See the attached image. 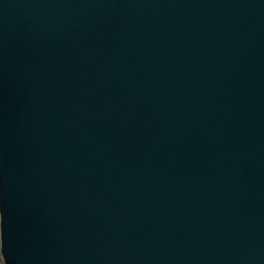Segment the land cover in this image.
<instances>
[{
    "label": "water",
    "instance_id": "95a60500",
    "mask_svg": "<svg viewBox=\"0 0 264 264\" xmlns=\"http://www.w3.org/2000/svg\"><path fill=\"white\" fill-rule=\"evenodd\" d=\"M3 217V264H264V0H0Z\"/></svg>",
    "mask_w": 264,
    "mask_h": 264
},
{
    "label": "clouds",
    "instance_id": "9594fccd",
    "mask_svg": "<svg viewBox=\"0 0 264 264\" xmlns=\"http://www.w3.org/2000/svg\"><path fill=\"white\" fill-rule=\"evenodd\" d=\"M3 221H4V217L2 220H0V227H3Z\"/></svg>",
    "mask_w": 264,
    "mask_h": 264
},
{
    "label": "rangeland",
    "instance_id": "374dc122",
    "mask_svg": "<svg viewBox=\"0 0 264 264\" xmlns=\"http://www.w3.org/2000/svg\"><path fill=\"white\" fill-rule=\"evenodd\" d=\"M0 264H3L2 259H1V256H0Z\"/></svg>",
    "mask_w": 264,
    "mask_h": 264
},
{
    "label": "snow or ice",
    "instance_id": "6c2138e0",
    "mask_svg": "<svg viewBox=\"0 0 264 264\" xmlns=\"http://www.w3.org/2000/svg\"><path fill=\"white\" fill-rule=\"evenodd\" d=\"M7 257L5 256V261H6Z\"/></svg>",
    "mask_w": 264,
    "mask_h": 264
}]
</instances>
